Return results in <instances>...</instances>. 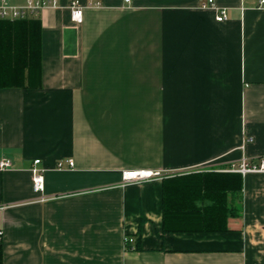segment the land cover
<instances>
[{
    "label": "crops",
    "instance_id": "0c3cea01",
    "mask_svg": "<svg viewBox=\"0 0 264 264\" xmlns=\"http://www.w3.org/2000/svg\"><path fill=\"white\" fill-rule=\"evenodd\" d=\"M55 1L35 17L39 81L0 88L3 264H264V173L230 170L264 157V7L213 0L217 22L207 0ZM132 169L162 178L122 185ZM164 211L220 231L163 232L197 219Z\"/></svg>",
    "mask_w": 264,
    "mask_h": 264
},
{
    "label": "trees",
    "instance_id": "16d2710c",
    "mask_svg": "<svg viewBox=\"0 0 264 264\" xmlns=\"http://www.w3.org/2000/svg\"><path fill=\"white\" fill-rule=\"evenodd\" d=\"M40 74V21L38 18L2 21L0 20V88L19 87L27 88L39 81ZM36 86V85H35ZM241 176L240 174H237ZM240 183V182H239ZM219 191V190H218ZM215 196L219 199L220 193ZM199 210V209H197ZM228 215L239 216V210L231 208ZM164 221L173 216L174 220H183L189 213H163ZM196 219L194 228H165L163 232H219L218 228H205L203 214L189 216ZM215 217V215H212ZM143 222V220L141 221ZM208 225V224H205ZM140 227L133 250L138 249ZM131 250L130 246L126 248ZM0 264H3V249L0 245Z\"/></svg>",
    "mask_w": 264,
    "mask_h": 264
},
{
    "label": "built area",
    "instance_id": "2783aa9c",
    "mask_svg": "<svg viewBox=\"0 0 264 264\" xmlns=\"http://www.w3.org/2000/svg\"><path fill=\"white\" fill-rule=\"evenodd\" d=\"M128 3L129 0H124ZM258 7H264V0H257ZM58 7L55 0H25L22 5H13L9 0H0V20L2 21H15V20H25L35 18L42 10L46 8H55ZM202 8H213L217 11L216 21L221 22L226 19V12L224 9H218L213 5V0H207L205 3H202ZM70 14L71 20L80 24L82 22V8L77 5V3H71L70 5ZM39 160L33 162V167L31 168L32 172V191L34 194H41L44 190V179H43V170L37 168ZM11 167V162L7 159L0 161V169H7ZM72 168L73 162L71 159L58 161L56 164V169ZM232 172L240 174L242 176L246 174L264 173V157L260 158L257 162L252 163L246 159H242L239 163L234 164L231 169ZM162 173L158 170H141V169H132L128 171H123L121 173V184H133V183H144L153 179H161ZM134 237L125 236L124 237V246L127 248L130 246V249L134 248Z\"/></svg>",
    "mask_w": 264,
    "mask_h": 264
}]
</instances>
